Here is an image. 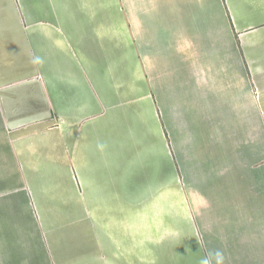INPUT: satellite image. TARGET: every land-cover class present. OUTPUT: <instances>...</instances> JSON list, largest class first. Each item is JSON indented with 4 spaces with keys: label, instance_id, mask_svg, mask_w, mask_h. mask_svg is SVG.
<instances>
[{
    "label": "crops",
    "instance_id": "1",
    "mask_svg": "<svg viewBox=\"0 0 264 264\" xmlns=\"http://www.w3.org/2000/svg\"><path fill=\"white\" fill-rule=\"evenodd\" d=\"M0 264H264V0H0Z\"/></svg>",
    "mask_w": 264,
    "mask_h": 264
}]
</instances>
